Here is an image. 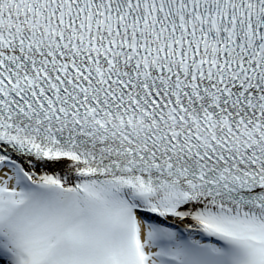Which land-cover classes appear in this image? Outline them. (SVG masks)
I'll return each instance as SVG.
<instances>
[{"label": "snow or ice", "instance_id": "1", "mask_svg": "<svg viewBox=\"0 0 264 264\" xmlns=\"http://www.w3.org/2000/svg\"><path fill=\"white\" fill-rule=\"evenodd\" d=\"M0 264H264V0H0Z\"/></svg>", "mask_w": 264, "mask_h": 264}]
</instances>
